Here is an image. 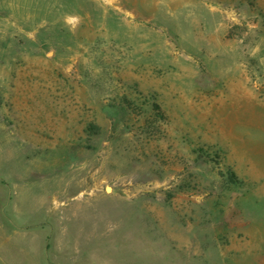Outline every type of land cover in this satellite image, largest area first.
I'll list each match as a JSON object with an SVG mask.
<instances>
[{"label": "rangeland", "instance_id": "obj_1", "mask_svg": "<svg viewBox=\"0 0 264 264\" xmlns=\"http://www.w3.org/2000/svg\"><path fill=\"white\" fill-rule=\"evenodd\" d=\"M0 264H264V0H0Z\"/></svg>", "mask_w": 264, "mask_h": 264}, {"label": "crops", "instance_id": "obj_2", "mask_svg": "<svg viewBox=\"0 0 264 264\" xmlns=\"http://www.w3.org/2000/svg\"><path fill=\"white\" fill-rule=\"evenodd\" d=\"M27 262V261H26Z\"/></svg>", "mask_w": 264, "mask_h": 264}]
</instances>
